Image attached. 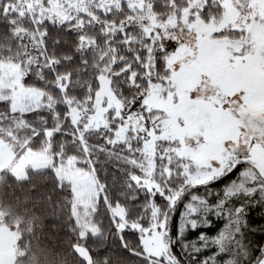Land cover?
<instances>
[{
    "label": "snow or ice",
    "instance_id": "obj_1",
    "mask_svg": "<svg viewBox=\"0 0 264 264\" xmlns=\"http://www.w3.org/2000/svg\"><path fill=\"white\" fill-rule=\"evenodd\" d=\"M58 4L62 13L49 0H0V60L7 57L27 67L18 81L0 84V104L5 105L0 121L19 116L31 133L21 149L26 163L37 175L50 173L58 191L67 186L71 209L66 220L59 209L52 214L51 231L66 226L77 241L86 242V254L70 242L79 264H264V162L255 158L264 152V118L250 116L251 134L243 138L235 133L215 140L207 132L187 139L173 134L168 115L162 117L164 110L151 106L148 85L157 82L154 69L165 76L170 71L169 55L183 43L168 34L177 25L167 23L163 13L156 16L159 23H151L144 11L150 6L155 12L156 5L144 0H84V8H70L64 0ZM210 5L220 6L216 0H184L186 19L203 18ZM161 7L172 9L179 20L176 0ZM125 8L126 18L105 19ZM14 15L18 18H10ZM26 19L31 29L21 31L17 25ZM86 24L100 29L113 53L117 44L112 40H117L131 61L124 54L109 59L107 53L90 61L86 53L97 37H85ZM244 31L222 26L211 34ZM25 36L40 53L36 61ZM30 81L40 91L34 106L21 111L13 106L12 93ZM74 85L80 86L79 93ZM125 92L132 95L125 97ZM245 92L241 89L246 106ZM97 115L100 120L94 119ZM105 163L112 169L98 168ZM66 172L85 177L87 184ZM84 207L88 211L81 217ZM34 259L35 264H54L45 248L37 249Z\"/></svg>",
    "mask_w": 264,
    "mask_h": 264
},
{
    "label": "rangeland",
    "instance_id": "obj_2",
    "mask_svg": "<svg viewBox=\"0 0 264 264\" xmlns=\"http://www.w3.org/2000/svg\"><path fill=\"white\" fill-rule=\"evenodd\" d=\"M16 2L19 3V0ZM64 2L70 8H84V0H80L79 4L77 0ZM144 2L146 5L153 3L152 0ZM216 2L221 6L222 14L207 22L202 18L188 21L185 6L179 7L182 13L179 20L176 13L170 10L167 23L175 24L177 28L168 34L180 36L183 43L169 55L167 66L170 71L166 83L150 84L148 87L151 106L163 109L161 116L167 114L170 118L169 129L185 139L198 132H207L214 140L233 133L243 138L251 134L247 124L250 116L264 118V19H261L264 17V0ZM49 3L58 13L63 12L58 0H49ZM144 14L150 15L151 23H159L150 6L145 8ZM222 26H240L245 31L238 36L211 34L213 28ZM24 72L9 59L0 60V84H9L12 78L18 81ZM241 89H246L245 94L249 96L246 106L241 103ZM39 91L27 86L13 92V106L21 111L29 105L34 106ZM242 107L244 112H241ZM94 119L100 120V117L97 115ZM236 124H243L244 127L237 129ZM26 156L25 153L16 158L9 144L0 139V168L6 169L12 180L26 177L34 167L26 163ZM255 158L264 162V152L257 153ZM64 174L72 175L80 185L88 182L77 173ZM5 196L6 192L1 191L0 198ZM77 203L83 204L86 200H77ZM87 211L86 207L81 208L79 215L83 217ZM14 241L16 245L15 233ZM79 250L86 254L82 246ZM17 254L18 250L14 247V257Z\"/></svg>",
    "mask_w": 264,
    "mask_h": 264
},
{
    "label": "trees",
    "instance_id": "obj_3",
    "mask_svg": "<svg viewBox=\"0 0 264 264\" xmlns=\"http://www.w3.org/2000/svg\"><path fill=\"white\" fill-rule=\"evenodd\" d=\"M156 5L155 13L158 15L163 13L168 15L169 8H162V4H168L171 0H152ZM11 2V0H9ZM217 3V2H216ZM218 4V3H217ZM176 5L179 7L184 6V0H176ZM211 13V15H209ZM222 14V8L209 6L208 9L202 13V19L208 21L211 18H219ZM128 15L127 8L121 12H116L115 10L109 17L105 19L109 22L120 21L122 18H126ZM16 19L15 15L10 17ZM17 28H22L23 30L27 28L31 29V25L28 24L27 19L22 23L18 24ZM133 33L137 36L142 35L138 29L133 28ZM84 35L87 38L96 36L97 40L94 44V48L90 50L86 55H88L90 61L93 59L94 55L99 56L102 53H107L110 59L113 55L119 58L120 54H124L126 60L131 61L132 57L124 52V48L118 45L117 40L113 39L112 43L117 44L116 52L113 53L111 49L105 44V37L100 36V29L97 27H88L87 24L84 28ZM221 35V34H217ZM238 36V32H227L221 36ZM110 38V37H109ZM25 44H28L29 51L33 61L38 60L40 53L31 45L28 41L27 36L24 40ZM133 48L139 49L138 44H134ZM23 52V49L20 50ZM2 55V53H0ZM9 59L4 57L3 60ZM168 67V66H167ZM25 71L27 67L23 68ZM154 77H157V82L160 80H165L168 76L160 71L154 69L152 72ZM33 82H29L28 86L32 87ZM49 91H52L50 86ZM149 87V85H148ZM143 88V85H142ZM73 90L77 93L80 91L79 85H74ZM55 95V93H53ZM125 97H130L131 92H125ZM5 105L0 104V115L3 114V109ZM43 115V113L39 114ZM28 119L32 122L36 121V116L30 115ZM30 131L24 126L22 119L17 116L14 119L7 121H0V139L5 143L9 144L14 156L18 158L21 155V149L23 148L24 141L30 135ZM95 140V136L92 137ZM69 145L70 150H75L74 146L71 144L70 140H65ZM163 147V146H162ZM103 159V156H101ZM125 166V165H121ZM108 167L112 169L111 163H105L104 165H98V168ZM101 180H103V171L99 173ZM55 180L50 173L44 172L37 175L30 169L27 176L12 180L6 169L0 168V192H6L4 199L0 200V225H4L11 232L16 234V249L18 254L15 256V264H35V252L39 248H45L49 250L54 256V264H79L78 257H76L70 247V242L75 241L80 246H84L85 241H77L76 234L69 231L66 226H62L59 233H53L49 227L52 223V214L59 209L61 213V220H66L71 209L69 203V193L67 186L63 191H58L55 187ZM115 195V193H111ZM103 208H101V213ZM96 219H100L97 216ZM105 228H108L107 220L104 221ZM192 236H189L191 239ZM89 245L91 241H88ZM84 248V247H83ZM48 264V262H45Z\"/></svg>",
    "mask_w": 264,
    "mask_h": 264
},
{
    "label": "crops",
    "instance_id": "obj_4",
    "mask_svg": "<svg viewBox=\"0 0 264 264\" xmlns=\"http://www.w3.org/2000/svg\"><path fill=\"white\" fill-rule=\"evenodd\" d=\"M14 247V233L4 225H0V264H14Z\"/></svg>",
    "mask_w": 264,
    "mask_h": 264
}]
</instances>
